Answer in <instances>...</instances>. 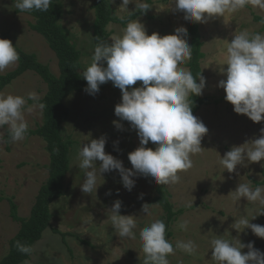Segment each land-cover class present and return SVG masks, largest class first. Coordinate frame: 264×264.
<instances>
[{
  "label": "rangeland",
  "instance_id": "374dc122",
  "mask_svg": "<svg viewBox=\"0 0 264 264\" xmlns=\"http://www.w3.org/2000/svg\"><path fill=\"white\" fill-rule=\"evenodd\" d=\"M14 2L0 0V31H8L16 45L26 52L36 53L41 62L48 64L59 75L56 53L46 38L32 28L34 16L16 10ZM61 2L64 6L61 23L70 30L73 41L81 50V70L84 71L91 63L94 51L93 1ZM121 3L122 0L111 3L119 17L136 10L135 3L127 6L129 11L121 9ZM151 6L146 14L136 18L145 25L147 34L156 32L164 36L173 34L177 27L183 26L187 29L190 45L191 21L184 19V12L176 11L172 0H152ZM257 16L264 17V11L248 5L236 12H225L222 17L199 23L202 49L206 54L201 61L206 80L202 96L208 98V103L195 116L205 124L208 133L201 141V152L191 156L193 166L179 173V183L167 185L175 208L186 207L185 212L173 223V235L168 240L174 248L177 241L192 240L197 248L192 255L177 249L168 256L169 264H217L212 259L211 240L222 235L245 245L254 242V247L264 252V238L257 237L251 229L238 231L231 227L242 216L251 220L261 207L258 202L234 199L232 192L239 183L249 181L253 188L264 187L255 183L264 178V160L258 163L245 162L246 166L238 165L231 173L220 164L221 157L227 151L258 138L260 129L264 127V120L255 123L246 115L235 113L233 105L225 100L224 89L218 87L219 81L226 79L220 70L227 67V45L234 35L244 30L264 34V24L256 19ZM125 27L120 23H110L108 29L111 37L121 36ZM188 62L180 67L189 70ZM17 65L18 61L0 72V75L12 71ZM141 83L137 81L131 87H138ZM47 90V83L42 77L29 70L1 92L27 97L29 92L34 91L43 98ZM121 98L120 89L111 81L102 92L95 95L75 91L66 98L65 103L70 107L71 114L64 123V133L76 141L70 153L71 165L65 179L67 192L52 203V225L33 246L30 258L20 264L26 261L27 264H143L140 230L156 219L165 222L162 207L152 200L157 195L155 181L150 176L138 174L133 177L135 186L129 192L123 187L119 172L113 170L103 173L102 177L98 176L96 192L86 194L80 187L84 182V171L78 167V147H83L91 139L103 136L106 139L105 152L121 160L126 169L132 168L128 154L139 146L140 141L130 122L120 121L114 114ZM27 103L33 105L34 102L28 100ZM24 115L29 129L43 123V112L38 107L30 113L25 110ZM113 121H119L122 128L118 129ZM0 132H3L6 140L8 125ZM146 147L154 150L156 145L150 141ZM49 163L50 153L46 141L38 135L26 134L22 141L0 143V260L8 253L10 239L20 228V223L11 216L8 199H14L20 216L28 217L40 187L49 177ZM141 195L142 199L139 198ZM117 199L122 202L120 214L136 217V239L120 237L111 223L109 209ZM145 203L153 204L151 216L142 213ZM182 220L189 222L187 230L178 227ZM250 223L264 226V215H257ZM55 228L69 234L63 237ZM241 251L246 253L248 249L245 247Z\"/></svg>",
  "mask_w": 264,
  "mask_h": 264
},
{
  "label": "clouds",
  "instance_id": "9594fccd",
  "mask_svg": "<svg viewBox=\"0 0 264 264\" xmlns=\"http://www.w3.org/2000/svg\"><path fill=\"white\" fill-rule=\"evenodd\" d=\"M130 3H135L136 10L142 15L152 7L145 0H122L120 8L128 10ZM172 3L176 11L184 12L185 20L199 23L248 5L264 11V0H172ZM51 5L52 0L14 2L15 9L20 12H47ZM132 14L129 11V15ZM259 22L264 24V17ZM187 37V29L183 26L177 27L173 34L161 36L153 32L148 35L145 25L135 19L127 22L121 36L111 37V42L96 38L98 42L91 63L82 73L87 82L85 91L95 95L100 86L109 81L119 88L122 98L115 106L114 114L120 121L130 122V126L137 131L140 144L128 154L131 169H126L121 160L105 152L106 139L103 136L91 139L83 147L80 145L77 159L78 167L84 171V182L80 185L83 193L96 192L98 176L113 170L119 172L123 187L130 192L135 186L133 177L138 174L150 176L157 185H172L179 183L180 172L193 166L191 156L203 149L201 141L208 128L193 115V101L189 98L202 95L206 80L201 72L194 77L190 70L180 67L192 56ZM19 58L12 41L0 38V72L15 64ZM225 65L226 69L220 71L226 79L218 84L226 93L225 100L233 105L235 113L246 115L255 123L264 120V34L244 30L234 35L227 45ZM137 81L142 82L140 86L131 87ZM40 99L34 91L29 92L27 97L0 92V129L8 125L10 142L26 138L29 125L24 112L30 113L35 107L43 112L46 104ZM28 100H32L33 105H28ZM113 124L118 129L122 128L119 121H113ZM150 141L156 145L154 150L146 147ZM8 142L0 132V143ZM261 160H264V127L260 129L258 138L227 151L220 164L231 173L238 165L246 166L245 162L258 163ZM232 193L236 200L244 198L261 206L251 220L257 215H264V187L253 188L249 181L239 183ZM139 198L142 199V195ZM121 204L117 199L109 209L111 223L120 237L136 239V217L120 214ZM152 205L143 204L142 213L151 216ZM251 220L242 216L231 227L238 231L251 229L257 237L264 238V226L250 223ZM188 223L182 220L178 227L187 230ZM166 227L163 220L156 219L140 230L143 264H169L168 256L177 249L188 255L196 252L197 246L192 240L177 241L174 248L166 239ZM15 246L26 255L34 251L33 247L19 240ZM211 246L212 259L217 264H264V252L256 249L254 242L245 245L222 235L212 239ZM245 247L248 251L243 253L241 250Z\"/></svg>",
  "mask_w": 264,
  "mask_h": 264
},
{
  "label": "trees",
  "instance_id": "16d2710c",
  "mask_svg": "<svg viewBox=\"0 0 264 264\" xmlns=\"http://www.w3.org/2000/svg\"><path fill=\"white\" fill-rule=\"evenodd\" d=\"M95 12L93 41L94 47L97 44V37L103 40H109L111 32L108 26L112 22L120 23L126 26L129 20H135L140 15L138 10L132 11L120 19L114 12L109 0H92ZM152 5V0H147ZM35 18L32 28L42 34L48 41L52 50L58 58L60 73L55 74L48 64L41 62L36 53L24 51L12 40L8 31H0V38L9 39L19 54L18 65L12 71L0 75V92L12 83L16 78L29 70L38 73L47 83L48 90L40 102L46 104L43 110V123L34 129H28L27 134L38 135L46 141V147L50 153V163L48 164L49 177L40 187L35 202L31 208L28 217H22L18 212V205L14 199L9 198L11 205V216L20 223V228L15 236L10 239V248L8 253L0 260V264H20L30 258V255L19 252L15 246L16 241L33 247L43 237L44 231L52 225L53 213L51 211L52 203L58 198L64 196L66 189V175L70 170V153L75 144L72 136L64 133V123L71 114L70 107L65 103L66 98L75 91H85L87 87L86 80L83 79L81 50L73 41L70 30L61 23L64 15V6L61 0H52V5L47 12L33 10L29 12ZM257 16L256 19L261 20ZM192 56L187 66L194 77H197L203 69L202 59L205 57L203 51V40L200 32L199 22L190 23ZM106 66V64H105ZM199 82V81H197ZM108 82L100 86L99 92L107 87ZM98 92V93H99ZM193 101L192 112L195 116L202 106L208 103V98L193 96L189 98ZM6 140L10 142L7 134ZM257 185H264V178L261 181H255ZM157 195L152 199L157 202L164 211V220L166 224V239L173 235L172 225L178 217L185 212L186 207L175 208L167 185H157ZM56 232L65 237L67 232L55 228ZM83 242H88L82 239Z\"/></svg>",
  "mask_w": 264,
  "mask_h": 264
}]
</instances>
